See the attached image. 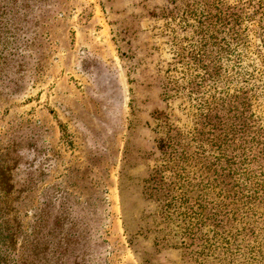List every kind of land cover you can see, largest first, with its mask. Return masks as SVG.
I'll return each instance as SVG.
<instances>
[{"label": "rangeland", "instance_id": "374dc122", "mask_svg": "<svg viewBox=\"0 0 264 264\" xmlns=\"http://www.w3.org/2000/svg\"><path fill=\"white\" fill-rule=\"evenodd\" d=\"M224 1L248 17L244 66L264 73V0ZM171 8L0 0V155L16 191L10 218L30 250L66 238L75 264H182L180 251L155 249L145 233L155 207L141 195L167 138L158 114L184 128L196 103L157 83L170 58ZM253 95L264 117V86Z\"/></svg>", "mask_w": 264, "mask_h": 264}, {"label": "trees", "instance_id": "16d2710c", "mask_svg": "<svg viewBox=\"0 0 264 264\" xmlns=\"http://www.w3.org/2000/svg\"><path fill=\"white\" fill-rule=\"evenodd\" d=\"M166 1L170 58L157 83L163 95L196 103L184 128L158 114L167 138L161 163L141 182L155 207L144 231L155 249L180 251L182 264H264V117L253 102L264 73L239 53L247 14L224 0ZM7 163L0 155V264L72 263L66 238L29 249L10 218Z\"/></svg>", "mask_w": 264, "mask_h": 264}]
</instances>
